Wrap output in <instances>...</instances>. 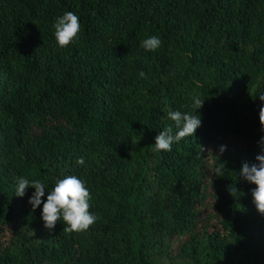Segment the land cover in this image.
<instances>
[{
	"label": "trees",
	"instance_id": "obj_1",
	"mask_svg": "<svg viewBox=\"0 0 264 264\" xmlns=\"http://www.w3.org/2000/svg\"><path fill=\"white\" fill-rule=\"evenodd\" d=\"M67 11L82 29L60 48ZM260 96L264 0H0V264H264L238 175L258 163ZM197 98L195 135L157 151L167 112ZM66 175L97 216L83 232L44 228L33 188L15 196L14 178L50 191Z\"/></svg>",
	"mask_w": 264,
	"mask_h": 264
},
{
	"label": "clouds",
	"instance_id": "obj_2",
	"mask_svg": "<svg viewBox=\"0 0 264 264\" xmlns=\"http://www.w3.org/2000/svg\"><path fill=\"white\" fill-rule=\"evenodd\" d=\"M54 36L60 48L75 44L79 40L82 29L80 17L72 11H67L58 16L54 23ZM161 45V40L156 35L141 39L139 46L146 52H155ZM144 75L143 72L140 73ZM264 101V96H260ZM199 98L194 100L192 112L168 111L167 117L175 122L177 131L173 134L171 127L163 129L155 138V149L157 151L171 152L172 146L178 144L182 138L195 135L201 126V117L198 110L202 107ZM259 120L264 129V104L259 110ZM261 152L256 155L258 163L244 162L239 170V177L246 182L255 185L252 190V202L260 214H264V136L259 140ZM226 146L221 145L219 152L222 154ZM77 163L82 164L83 160ZM217 173L221 172L218 167ZM15 180V196L23 197L26 189L33 188L34 192L29 196L28 203L33 211L41 208V220L44 228L52 230L57 222H63V231L83 232L89 229L97 220V216L89 211L90 193L85 182L75 175H66L57 180L50 191H46V185L40 180H28L25 177H17ZM237 191V189H236ZM47 193L46 200L42 199ZM230 193L233 192L230 188Z\"/></svg>",
	"mask_w": 264,
	"mask_h": 264
}]
</instances>
